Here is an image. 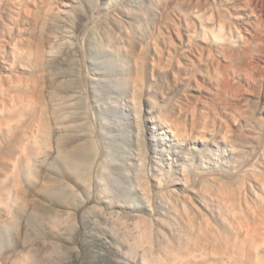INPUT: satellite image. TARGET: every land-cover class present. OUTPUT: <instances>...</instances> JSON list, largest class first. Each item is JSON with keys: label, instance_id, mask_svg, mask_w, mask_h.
<instances>
[{"label": "rangeland", "instance_id": "rangeland-1", "mask_svg": "<svg viewBox=\"0 0 264 264\" xmlns=\"http://www.w3.org/2000/svg\"><path fill=\"white\" fill-rule=\"evenodd\" d=\"M87 2L92 10L86 8ZM148 2L56 0L51 8L54 14L49 18L64 16L65 12L71 21L67 32L53 33L56 42L52 56L59 63L47 74L54 73L53 68L59 65L56 76L62 77L54 90L55 99L47 98V108L42 111L41 107L21 111L24 120L16 112L20 121L11 122L14 126L0 125V264H212L222 255L207 254L206 244L202 251V235L213 228V235L209 232L206 237L216 236L211 241L219 247H226L236 236L229 214L222 216V204L204 195L208 199L204 202L199 196L200 204L193 200L182 203L186 193L182 179L193 168L162 157L158 149L165 146L154 147V138L159 135L154 129L159 124L154 121L163 108L157 106L152 112L146 106V100L153 101V86L147 85L145 71L144 80L136 84L125 53L133 36L130 22L134 17L146 22L155 7ZM96 66L111 78L118 75L121 85L104 82ZM47 74L43 84L53 78ZM40 116L45 120L39 122ZM197 147L203 151L204 147ZM158 175L161 179L154 177ZM197 204V211H205V220L210 219L205 225L202 220V231L198 225V232L184 215V209ZM196 208L189 212H194L192 216L200 224L204 217L198 219ZM195 236L202 243L198 244ZM189 237L195 238V249L192 243L187 245ZM174 251H179V260ZM190 251L199 253L196 256ZM263 252L264 248L255 263L261 260L257 264H264ZM240 255L231 253L229 257L235 258L229 263L255 264L247 254ZM224 259L228 261V255L222 257L224 263H218L227 264Z\"/></svg>", "mask_w": 264, "mask_h": 264}, {"label": "bare ground", "instance_id": "bare-ground-1", "mask_svg": "<svg viewBox=\"0 0 264 264\" xmlns=\"http://www.w3.org/2000/svg\"><path fill=\"white\" fill-rule=\"evenodd\" d=\"M150 1L148 4L155 7L148 20L145 22L141 17H134L129 23L133 36L125 53L132 64V78L136 84L144 80L142 73L145 71L147 85L153 86V101L146 100V106L152 112L157 106L163 108L154 121L159 124L154 126L159 132L154 138V147L165 146L158 149L162 157H172L192 166L193 171H187L182 179L186 189L183 201L180 199L183 204L187 205L189 200L199 203L204 195L225 207L227 212L224 213L226 210L222 207V216L229 214L232 218L233 226L228 219L230 226L234 227L235 233L232 234L236 235L233 240L230 238L232 242L219 247L215 240V243L211 241L216 236L206 237L211 230L213 232L212 228L206 234L203 232L204 235L199 234L205 236L204 239L201 237L204 240L201 247L206 244V250L200 247L202 251L213 253L215 257L228 255V261L224 259L227 264L235 258L229 257L231 253L247 254L245 256H250V260L253 258L255 263L264 248V0ZM54 3L56 0H0V125L18 123V117L23 115L19 113L37 107L42 111L43 107L47 108V98L55 99L54 90L62 77L56 76L60 72L57 70L59 65L53 68L54 73L47 74L49 68L59 63L56 56H52L56 42L53 33L66 31L71 21L65 12H62L64 16L57 15L58 19L49 18L54 14L51 11ZM85 6L93 9L88 2ZM146 56L145 70L142 68ZM96 68L104 82L121 83L118 75L111 78L101 66ZM46 74H53V78L43 84ZM40 117L36 118L37 122ZM42 117L39 122L45 120ZM197 145L204 147L203 151H198ZM186 149H192V152L185 153ZM199 161L200 166L197 165ZM200 167L206 170L199 171ZM174 196L171 197L173 200ZM198 197L203 198L199 200ZM178 202L174 203L177 205ZM199 204L190 207L193 211L197 207L195 214ZM187 209H184L186 218L182 215L188 220L185 223L187 221L197 232L200 225L202 231V220V225L210 220H205L208 214L205 211L204 215L201 214L200 209L198 219H204L196 224L197 218L192 216L194 212L191 214V209ZM206 227L205 232L209 226ZM195 238L193 240H198L197 243L201 241L200 237V240L198 236ZM189 239L187 245L193 244L194 241ZM177 252L173 254L179 260ZM191 253H187L189 257ZM219 260L217 264L221 263ZM214 261L211 263L216 264Z\"/></svg>", "mask_w": 264, "mask_h": 264}]
</instances>
